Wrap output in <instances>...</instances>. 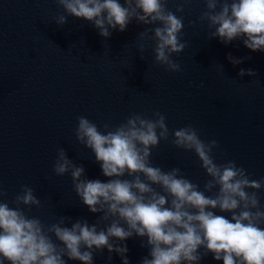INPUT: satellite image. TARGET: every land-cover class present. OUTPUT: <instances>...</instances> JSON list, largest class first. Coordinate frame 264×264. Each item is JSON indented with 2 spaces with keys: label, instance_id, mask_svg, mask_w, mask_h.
<instances>
[{
  "label": "water",
  "instance_id": "obj_1",
  "mask_svg": "<svg viewBox=\"0 0 264 264\" xmlns=\"http://www.w3.org/2000/svg\"><path fill=\"white\" fill-rule=\"evenodd\" d=\"M0 264H264V0H0Z\"/></svg>",
  "mask_w": 264,
  "mask_h": 264
}]
</instances>
